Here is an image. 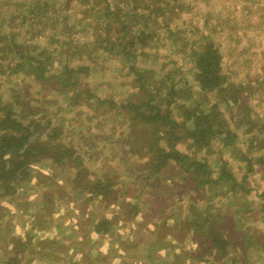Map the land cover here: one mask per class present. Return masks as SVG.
<instances>
[{
	"label": "rangeland",
	"instance_id": "1",
	"mask_svg": "<svg viewBox=\"0 0 264 264\" xmlns=\"http://www.w3.org/2000/svg\"><path fill=\"white\" fill-rule=\"evenodd\" d=\"M183 1L191 7L182 13L184 28L203 27L208 18L207 29L214 32L213 37L223 51V72L235 82L258 79L259 84L252 82L254 89L264 86V0ZM253 23H257L255 28ZM44 42L37 39L39 46H44ZM155 57V60L140 58L138 65L151 67L155 72L162 65L165 71L178 69L174 81L179 88L186 82L196 99V86L188 73L190 64L185 56L158 49ZM103 58H98L101 62L96 64L88 85L97 99L119 104L136 92L131 85L132 77L127 75L122 61ZM1 64L4 72H0V104L14 103L15 95L31 100L38 87L30 76L9 71L7 65H13L10 59H1ZM59 94L53 91L44 102H37L43 105L37 111L49 112L50 128L55 129L50 138L74 149L79 156L77 162L74 157L70 161L80 164V168L70 166L67 158L61 162L53 157L37 159L30 166L27 181L13 187L12 194L0 195V264H234V260L237 264H264V214L260 199L254 196L264 190V180L256 165L245 182L252 190L244 197L247 205L242 202L243 196L226 197L224 190L216 186L196 194L188 188V182L178 178L163 183L158 177H146L143 165L147 157L139 156L145 139L124 142L131 134L127 117L108 111L105 105H95L96 99L73 107ZM209 101L217 102L218 98L211 96ZM248 102L250 119H257L256 127H239L234 145L244 153L246 141L256 138L264 142V91H256ZM219 107L230 120L229 111ZM14 111L22 115L17 109ZM174 118L180 119L176 111ZM175 148L182 154L203 159L214 171L219 163H224L238 182L245 171L246 162L235 156L232 149L223 150L218 141L211 146L212 153H194L188 142H179ZM260 154H264V149L248 156L253 162ZM80 169L87 170L85 177ZM83 177V182L101 179L114 192L98 197L75 189V181ZM206 198L211 199V207L202 201ZM191 207L195 213L206 216L218 218L219 214L218 223L244 228L241 234H245L246 240H240V248L228 250L222 260L210 257V251L202 255L204 249L197 248L187 223L193 217ZM246 208L257 213V223L251 215L244 216ZM105 219L110 224L109 232L96 234L95 225ZM204 235L196 240L200 241ZM195 252L201 253L202 258L194 256ZM236 253H244L245 261Z\"/></svg>",
	"mask_w": 264,
	"mask_h": 264
},
{
	"label": "trees",
	"instance_id": "2",
	"mask_svg": "<svg viewBox=\"0 0 264 264\" xmlns=\"http://www.w3.org/2000/svg\"><path fill=\"white\" fill-rule=\"evenodd\" d=\"M187 9L191 7L183 0H0V60L13 61V65L6 68L30 76L38 87L31 100L15 95L14 103L0 104V195L12 194L13 187L27 181L30 166L36 164L37 159L53 157L61 162L67 158L70 166L80 168V164L70 161L74 157L77 162L76 151L50 138L55 129L50 128L49 112H39L43 105L37 102H44L54 91L61 93V99L73 107L96 99L95 105H105L108 111L127 117L131 134L124 142L145 139L139 156L147 157L143 165L146 177H158L163 183L178 178L183 183L188 182V188L196 194L216 186L224 190L226 197L243 196L242 202L247 205L249 202L244 197L252 190L245 182L253 165L264 180V154L253 162L248 154L262 151L264 142L256 138L246 141L249 146L246 153L234 145L239 127H256L257 119H250L248 100L256 91H264V86L254 89L252 82L259 84L260 81L252 77L245 83L232 81L223 72V51L213 37L214 32L207 29L208 18L203 27L184 28L186 22L182 13ZM256 25L253 23L252 27ZM204 28L208 32H204ZM37 39H44V46H39ZM158 49L185 56L190 64L188 73L196 86V99L186 82L179 88L174 81L178 69L165 71L162 65L155 72L151 67L138 65L140 58L157 59ZM101 57L122 61L127 75L132 77L131 85L136 92L119 104L97 99L88 85ZM0 68L3 73L2 64ZM211 96H216L218 101L209 103ZM220 105L223 111H229L230 120L226 119ZM15 109L22 115L16 114ZM174 111L180 117L177 121ZM217 141L223 150L232 149L235 156L246 162L239 182L224 163H219L214 171L203 159L182 154L175 148L179 142H188L194 153H212L210 148ZM81 173L85 177L87 170ZM84 177L75 181V189L81 188L98 197L114 192L109 183L101 179L83 182ZM254 196L260 199L264 214V190ZM202 201L211 207V199ZM246 210L244 216L249 214L256 222L257 213ZM191 211L193 217L187 223L197 248L204 249H201L202 255L210 251V257L222 260L228 250H238L239 241L246 240L245 234H241L244 228L218 223L219 214L217 218L195 213L193 207ZM222 218L225 221V215ZM109 225L107 219L102 220L95 225L94 232L108 233ZM203 234L200 241L196 240ZM200 254L195 252L194 256L202 258ZM236 254L245 261L244 253Z\"/></svg>",
	"mask_w": 264,
	"mask_h": 264
}]
</instances>
